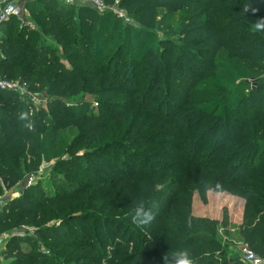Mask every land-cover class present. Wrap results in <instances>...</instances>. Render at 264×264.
<instances>
[{"label": "trees", "instance_id": "trees-1", "mask_svg": "<svg viewBox=\"0 0 264 264\" xmlns=\"http://www.w3.org/2000/svg\"><path fill=\"white\" fill-rule=\"evenodd\" d=\"M14 1L33 27L0 25V77L48 103L35 112L20 93L0 91V199L38 178L0 208V231L29 227L37 237L12 235L3 257L163 264L187 249L195 264H244L217 241L228 219L192 216L187 190L209 189L246 202L239 238L264 259V28L254 30L264 0H104L119 1L135 26L89 6ZM138 184L156 218L130 229L132 202L120 200Z\"/></svg>", "mask_w": 264, "mask_h": 264}, {"label": "rangeland", "instance_id": "rangeland-1", "mask_svg": "<svg viewBox=\"0 0 264 264\" xmlns=\"http://www.w3.org/2000/svg\"><path fill=\"white\" fill-rule=\"evenodd\" d=\"M125 11L127 12V10ZM26 21H27L26 23L29 22L31 27H33L32 22L29 21V16H27ZM132 21H133L134 26L137 25V23L133 19ZM39 97L46 98L47 96L42 94ZM26 100L27 99H25V101ZM46 108H47V105H45L44 108H40V109H46ZM40 109L34 108L35 112L39 111ZM53 165H54V162H51L48 164L45 163L44 166H42L41 170L39 171L40 175L45 179H49L52 173ZM37 180L38 178L33 177V176L26 178L19 184L16 190L5 193V195L0 199V208L2 207L3 203L19 198V196L24 192V190L34 185ZM44 185H45L44 189L50 192L51 187L48 186L47 184H44ZM145 190H146V185L144 184L132 185L129 189V192H130L129 196H126V198L123 199V201L120 200V203H123V202L131 203L132 202V207H131V210H132L136 206V205H133L134 202L136 203L140 201L146 202L148 199H150V197H153L152 194L149 193L151 191L147 193ZM187 193L190 194L191 213L193 217L209 219L211 221H218L220 223L223 221V219H228L227 222L229 223V225L227 227H224V226L218 227V234H217L218 240L217 241L223 246L224 245H234L236 246L238 250V247H240V245L242 244L239 238L238 228L241 225L240 221L243 220L242 216L244 214V208H245L246 202L241 197L237 196L236 194L226 192V191L217 192V191L208 189L204 197L201 195L200 191L198 190H194V191L187 190ZM179 198H184V197L180 196ZM128 225L131 229V228H134L135 223L128 222ZM167 226L168 228H171L172 225H167ZM122 231L124 234L126 233L124 229H122ZM141 234H142L143 239L150 238V236L148 234H145L143 231H141ZM12 235H17V236L31 235V237H37L35 230L29 227H21L18 229H14L11 232L0 231V256H1V260L3 264H10V262H8L3 257L2 251L5 249L6 244L9 238L12 237ZM131 237H132V233L131 231H129L128 234L126 235V238L130 239ZM39 240H43V239L39 238ZM137 242H138V238H132V242H130L128 246V252L134 253L136 251ZM216 254H219V252H216Z\"/></svg>", "mask_w": 264, "mask_h": 264}, {"label": "built area", "instance_id": "built-area-1", "mask_svg": "<svg viewBox=\"0 0 264 264\" xmlns=\"http://www.w3.org/2000/svg\"><path fill=\"white\" fill-rule=\"evenodd\" d=\"M63 3L68 6H89L99 13L111 12L117 19L127 25H133L132 19L128 16L127 12L120 6L119 1L114 5H107L104 0H53ZM3 7L0 8V25L7 22L11 18H19L24 22L28 15H26L23 5L16 4L13 0H3ZM249 84L253 85L254 80H249ZM0 91L5 92H18L26 101L32 105L34 109L44 108L47 105V98H40L29 90L26 83L20 81H8L0 77ZM29 99V100H28ZM240 258L244 264H264V259L258 256L255 252L249 249L246 245L241 244L238 247ZM0 264L2 263L0 256Z\"/></svg>", "mask_w": 264, "mask_h": 264}, {"label": "clouds", "instance_id": "clouds-1", "mask_svg": "<svg viewBox=\"0 0 264 264\" xmlns=\"http://www.w3.org/2000/svg\"><path fill=\"white\" fill-rule=\"evenodd\" d=\"M264 28V21H260L255 25L254 30H260ZM18 119L21 121H27L25 127L29 130L32 129L33 125L30 121V113L21 111L19 113ZM219 184H217V188H219ZM155 205L152 207L147 206L143 201H140L136 204L132 212V220L138 226H147L151 224L155 218L156 213L153 210ZM163 264H195V261L191 257L190 252L187 249H179L172 253L169 256L167 253L162 257Z\"/></svg>", "mask_w": 264, "mask_h": 264}, {"label": "crops", "instance_id": "crops-1", "mask_svg": "<svg viewBox=\"0 0 264 264\" xmlns=\"http://www.w3.org/2000/svg\"><path fill=\"white\" fill-rule=\"evenodd\" d=\"M16 4H18V5H25V3H23V2H17V1H14ZM4 5H3V0H0V8H2ZM26 12V11H25ZM26 15H28V13L26 12ZM242 219H243V216H242ZM242 221L243 220H241L240 221V224H242Z\"/></svg>", "mask_w": 264, "mask_h": 264}]
</instances>
